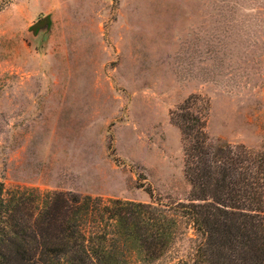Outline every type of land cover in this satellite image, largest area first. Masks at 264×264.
<instances>
[{
  "label": "rangeland",
  "instance_id": "1",
  "mask_svg": "<svg viewBox=\"0 0 264 264\" xmlns=\"http://www.w3.org/2000/svg\"><path fill=\"white\" fill-rule=\"evenodd\" d=\"M193 94L213 142L264 154V0H0L6 187L185 201L169 112ZM194 237L149 264H193Z\"/></svg>",
  "mask_w": 264,
  "mask_h": 264
},
{
  "label": "trees",
  "instance_id": "2",
  "mask_svg": "<svg viewBox=\"0 0 264 264\" xmlns=\"http://www.w3.org/2000/svg\"><path fill=\"white\" fill-rule=\"evenodd\" d=\"M207 113L197 94L169 112L190 185L185 201L104 202L0 181V264H149L184 222L194 231L193 264H264V154L213 142Z\"/></svg>",
  "mask_w": 264,
  "mask_h": 264
}]
</instances>
